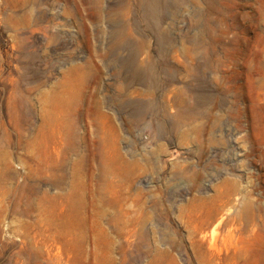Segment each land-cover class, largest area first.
Here are the masks:
<instances>
[{"label": "rangeland", "instance_id": "rangeland-1", "mask_svg": "<svg viewBox=\"0 0 264 264\" xmlns=\"http://www.w3.org/2000/svg\"><path fill=\"white\" fill-rule=\"evenodd\" d=\"M0 264H264V0H0Z\"/></svg>", "mask_w": 264, "mask_h": 264}, {"label": "bare ground", "instance_id": "bare-ground-1", "mask_svg": "<svg viewBox=\"0 0 264 264\" xmlns=\"http://www.w3.org/2000/svg\"><path fill=\"white\" fill-rule=\"evenodd\" d=\"M66 93H67V91H66ZM77 98H78V96H77ZM47 134H48V132L45 133V131L42 129L39 131V133L37 135V139H36V142H37L36 143L37 163H38V171L40 174L43 172V167L46 163H50V161H52L54 164H58V158L56 157L55 154H52V152L49 150V147L46 145V138L48 137ZM52 139H53V136H52ZM59 184H60V181L57 180L56 185H59ZM86 189H87L86 184L81 181V183H79L74 188V190L71 193H69L68 195H66L64 197H59L58 195L52 196L51 197V204L53 205L54 210L55 211L59 210L60 212H62V207H64V208H66V210L70 211V210H73V208L74 209L77 208V204H79V203H81V205L83 206L85 204V197H86L85 196V190Z\"/></svg>", "mask_w": 264, "mask_h": 264}]
</instances>
